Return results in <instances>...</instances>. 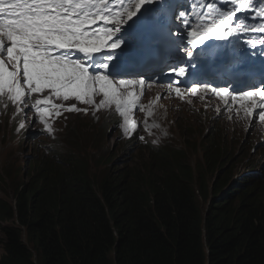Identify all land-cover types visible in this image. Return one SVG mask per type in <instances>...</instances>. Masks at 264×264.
<instances>
[{"label": "trees", "instance_id": "16d2710c", "mask_svg": "<svg viewBox=\"0 0 264 264\" xmlns=\"http://www.w3.org/2000/svg\"><path fill=\"white\" fill-rule=\"evenodd\" d=\"M211 117L188 152L165 138H130L119 156L125 162L136 144V161L118 168L102 147L105 128L92 147H77L67 129L59 152L57 132L25 170L21 154L16 164L5 154L0 264H264V174L234 177L244 149Z\"/></svg>", "mask_w": 264, "mask_h": 264}, {"label": "snow or ice", "instance_id": "6c2138e0", "mask_svg": "<svg viewBox=\"0 0 264 264\" xmlns=\"http://www.w3.org/2000/svg\"><path fill=\"white\" fill-rule=\"evenodd\" d=\"M156 2L158 0H135L128 10L117 12L113 17L107 3L93 11L95 4L88 0L75 4L71 0H8L7 3L0 0V100L7 97V101L19 110L24 106L28 111L34 110L33 122L40 118L47 132L49 127L44 118L51 117L53 109L56 115L61 111L60 106L52 103L53 98L75 99L81 104L92 105L94 98L101 96L96 107L114 105L125 121V130L131 127L135 131V125L129 124V113L137 107L133 90L137 84L144 85L148 81L118 79L107 74L112 57L102 54L119 49L121 42L114 40L116 34L144 5ZM212 7L208 4V8ZM251 7L250 2L241 0L237 7L225 11L222 18L201 13L196 17L201 21L196 30L192 29L193 21L185 19L189 9L181 11L177 19L186 31L188 44L195 49L214 36L221 39L233 37L240 28L245 33L264 34V23L251 27L245 22L237 23L238 14ZM253 19H264V13H257ZM260 44L264 45V39ZM172 74L182 78L185 69L180 67ZM174 90L179 96V81ZM46 91L49 93L47 97L28 105L29 97ZM190 91L194 96L197 94L196 87H191ZM211 91L221 99L231 94L227 88H212ZM231 101L233 104L240 102L239 108L245 117L258 115L260 122L264 123V87L231 95ZM256 109L259 111H254ZM66 110L74 112L78 109L73 106ZM24 115L26 117L27 112ZM20 127L23 128V124Z\"/></svg>", "mask_w": 264, "mask_h": 264}, {"label": "rangeland", "instance_id": "374dc122", "mask_svg": "<svg viewBox=\"0 0 264 264\" xmlns=\"http://www.w3.org/2000/svg\"><path fill=\"white\" fill-rule=\"evenodd\" d=\"M228 1V0H224ZM73 4L83 2V0H71ZM89 3H92L93 0H88ZM189 6V4H188ZM185 7V6H184ZM184 7H182V10H178L174 12V16H179L176 13H179L181 11H184ZM202 8V3L199 4L195 10H194V16H193V23H192V29L196 30L201 23L200 20L196 19L198 14L200 13V10ZM242 12V11H241ZM143 14L139 13L137 16H134V18L127 22L126 25L121 28V30L117 33L121 36H118L116 34L115 41L122 42L125 40L127 34L125 33L126 29L135 30L138 28V25L135 24V21L142 20ZM162 26H167L169 23L170 18L164 16L161 20H159ZM147 21H143L144 24H146ZM144 31L148 29L147 25H144ZM171 27L174 26V22L172 21L170 24ZM142 29V28H141ZM182 32H180V37L184 38L185 41L188 42V38L186 35V31L183 28L182 25ZM124 33V34H123ZM215 37V36H214ZM218 40V44H223L226 46L227 43L230 42V38L221 39L219 37H216ZM211 39V38H210ZM208 41V40H207ZM207 41H205L202 45L203 46ZM122 49H117L114 53L121 52ZM133 50L130 49L129 52H132ZM195 51V50H193ZM106 53L102 54L105 55ZM115 63H119L118 58L112 60L108 65V72H111L109 75H113L112 71L119 68L114 66ZM112 65V66H111ZM162 69L156 74L151 73L147 75H139L137 77V80L139 79H146L148 81V87L151 93L150 102L152 105V110L147 109L145 107H139L134 109L136 112L138 110L143 111L146 115L145 120H141V124L146 127H153L154 125H158L163 127V130L167 132L166 136L164 138H169L168 143L178 146L182 149H184L186 152L187 148L184 145V140L192 141V143L195 145L197 143V139L201 138L203 134L205 133L206 129L209 128L211 125L210 119L208 116L218 115L217 118V125L219 127L224 126L225 131H227L228 139H231V144L233 145L236 143V150H239V147H243L244 149V155L241 156L239 154V157L241 158L236 162L235 168H234V177H238L237 175L246 174V173H259L262 172L264 174V129L257 128L258 125L261 124L258 115H254L252 118H248L244 116L243 110L239 108V101L233 102L231 101V95H239L242 92L240 89H236L232 84H226L223 83L222 85L213 86L212 84H206L204 85L203 92L210 96L212 98V104L214 105V108L211 109H205L202 105V103L197 104V102L192 98V107H196L199 109V112H194L192 108H186V106L177 100H174L173 98H170L169 91H168V81L164 78V71L163 67ZM224 76V75H222ZM129 79V78H127ZM159 81V82H157ZM215 81V80H214ZM212 88H227L231 94L221 99L220 97H216L213 92L211 91ZM244 91H252L251 89H245ZM49 93L46 91L45 93H42V96H40L39 99H43L47 97ZM203 98H207L204 95H201ZM164 98V99H163ZM102 99L101 96H96L94 98V102L92 105H85L81 104L75 99H69L68 101L58 100L53 98L52 103L60 106V114H55V109H53V115L51 117H45L44 119L47 121L49 130L50 125H59L64 124V121H66V124H64L63 132L60 134L59 139L55 142L54 147L52 148L53 151H61V149L68 147L69 143V136L67 135V129L73 128V135L75 139L77 140V147H84V143L90 144V146L86 147H92L94 144L91 143V141H96L99 137V134L102 129L108 130V135L103 137V144L102 147H104V152L112 154L114 157L112 158V162L110 165H114V167L118 168L122 165H129L132 162H135V156L138 154L137 147L133 148L129 154L128 158L125 162H122V158L119 156V152L122 149V147H126L127 145L119 142V138L117 137V129L112 126L111 123L106 122V114H102V119L99 121L96 120L95 116L97 113L101 112L100 109L106 110V107L103 108H97L96 105L99 104V101ZM141 98H137L136 104L141 105ZM163 99V100H160ZM208 99V98H207ZM160 100V101H159ZM227 102V106H226ZM257 102H259V97H257ZM2 112L0 113V165L2 163L3 157L5 154L9 153L10 156L13 155L14 151L20 150L23 153L22 158L19 160V165L21 166L22 170H25L27 168V164L24 163V157H26V161H29L32 155V152L35 147H42L46 146L47 141H36V142H25V143H19L17 139L12 138V132H9V123L13 119V106L11 107V112H7L8 109V103L6 101H2ZM75 107L78 109L74 112H69L66 109L69 107ZM250 107V104L247 105ZM24 112H27V116L24 115V123L30 128H33L37 126V129H40V137L42 139H47V135L45 133L44 126L40 122V118H37L35 122H33V115L31 111L27 110V106H24ZM220 108V109H219ZM221 111V112H219ZM256 112L259 111V109L254 110ZM69 114L70 117L68 119H65V116ZM152 116V117H151ZM212 118V117H211ZM53 119V121H51ZM131 119V113H129V124L133 125V123L130 121ZM145 121V122H144ZM256 121H259L257 124ZM103 123L107 124V127L103 126ZM125 121H124V127L123 131L128 132L131 130V127H128L127 131L125 130ZM182 135H186L184 140L182 139ZM251 147H256L254 151L251 150ZM101 149V148H100ZM236 151V152H237ZM198 155L195 156L192 153H188V159L189 163L194 166V160L197 159V157L200 155V150L197 148ZM96 157V156H95ZM13 160L9 158L7 160V163L12 162ZM91 164H95L94 161H91ZM91 175H96L98 177L100 175L99 171L96 169H93ZM7 196L11 202V192L8 190L6 191ZM0 197L5 198V193L0 189ZM0 225H3L1 223ZM3 239L2 233L0 232V241ZM25 243V239L23 240ZM1 245V244H0ZM2 253L1 246H0V255Z\"/></svg>", "mask_w": 264, "mask_h": 264}, {"label": "clouds", "instance_id": "9594fccd", "mask_svg": "<svg viewBox=\"0 0 264 264\" xmlns=\"http://www.w3.org/2000/svg\"><path fill=\"white\" fill-rule=\"evenodd\" d=\"M105 121L111 123L112 126H113L114 128L116 127V126H115L116 120H115L114 117L110 116V117H108V118H105ZM130 121L132 122V120H130ZM136 121H137V123H136V125H135V131H133V130L131 129V131H128V132H122V135H120V134L117 132V137H118L119 140H120L119 142H122V143L125 144L126 141L129 140L130 138H132V140L136 138L138 141H142V140H143V139H141L140 137H143V138H144L146 135H144V133L142 132V129H141V125H140V123H141V119L138 118V117H136ZM106 127H107V124H106ZM261 127L264 129V125H258V126L256 127V129H257V128H261ZM166 134H167V133H166ZM166 134L164 135V137L166 136ZM107 135H108V130H107ZM164 137H163V139H164ZM181 137H182V139L184 140L185 135H182ZM165 139H166L167 142L169 141V140H167V138H165ZM168 139H169V138H168ZM186 144H187V140H184V145H185V147H186ZM126 145H129V143L126 144ZM133 147H134V148L137 147L136 144H133ZM176 147H178V146H176ZM179 148H180V147H179ZM197 148L200 150L199 147H197ZM255 148H256V147H251V150L254 151ZM181 149H182V148H181ZM33 151H34V150H33ZM20 154H21V158H22V156H23L22 151L17 150V151H14V152H13V155L11 156V158H12V160H13V162H14L15 164H16V161L19 159ZM32 155H33V152H32ZM32 155H31V157H32ZM30 159H31V158H30ZM27 162H28V161H26V157H24V163L27 164ZM230 187H232V184L230 185Z\"/></svg>", "mask_w": 264, "mask_h": 264}, {"label": "bare ground", "instance_id": "6f19581e", "mask_svg": "<svg viewBox=\"0 0 264 264\" xmlns=\"http://www.w3.org/2000/svg\"><path fill=\"white\" fill-rule=\"evenodd\" d=\"M166 27L164 26L163 27V29H165ZM171 28H168V30L169 31H171L170 30ZM128 41V40H127ZM142 46H144V45H142ZM130 64H128V66H129ZM128 66H126V68L128 67ZM202 105H203V107L205 108V109H211V108H214V109H216L215 107H214V105L212 104V103H207V102H205V103H202ZM196 110H197V112H199V109L198 108H196ZM221 112V111H220ZM211 116H212V118H215V120H217V118L216 117H214L215 115H213V114H211ZM152 117V116H151ZM144 120H145V118H144ZM146 121V120H145ZM144 121V122H145ZM25 157H27V156H25ZM186 163V162H185ZM225 165V164H224ZM228 165V164H227ZM221 170V169H220ZM215 171V170H214ZM217 172H219V171H217ZM218 174V173H217ZM195 178V177H194ZM194 180V179H193ZM196 180V179H195ZM214 180H216V179H214ZM197 181V180H196ZM214 182V181H213ZM195 184V183H194ZM196 185V184H195ZM197 194V193H196ZM211 197V196H210ZM215 198H216V196H215ZM211 199V198H210ZM203 203H205V202H203ZM202 203V204H203ZM206 210V209H205Z\"/></svg>", "mask_w": 264, "mask_h": 264}, {"label": "water", "instance_id": "95a60500", "mask_svg": "<svg viewBox=\"0 0 264 264\" xmlns=\"http://www.w3.org/2000/svg\"><path fill=\"white\" fill-rule=\"evenodd\" d=\"M230 188V187H229Z\"/></svg>", "mask_w": 264, "mask_h": 264}]
</instances>
